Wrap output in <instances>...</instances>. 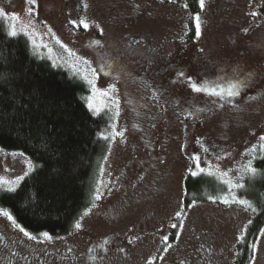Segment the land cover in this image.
I'll use <instances>...</instances> for the list:
<instances>
[{
	"label": "rangeland",
	"instance_id": "rangeland-1",
	"mask_svg": "<svg viewBox=\"0 0 264 264\" xmlns=\"http://www.w3.org/2000/svg\"><path fill=\"white\" fill-rule=\"evenodd\" d=\"M262 6L199 2L190 39L187 0H0L9 34L82 82L90 111L110 119L93 205L52 238L56 252L88 259L92 249L112 247L111 264L236 263L255 214L249 181L261 176L264 156ZM189 169L221 184V199L185 210ZM32 170L26 156L0 148V193L15 191ZM13 221L0 214V223ZM262 231L251 264H264Z\"/></svg>",
	"mask_w": 264,
	"mask_h": 264
},
{
	"label": "trees",
	"instance_id": "trees-1",
	"mask_svg": "<svg viewBox=\"0 0 264 264\" xmlns=\"http://www.w3.org/2000/svg\"><path fill=\"white\" fill-rule=\"evenodd\" d=\"M187 5L194 39L199 0H187ZM86 93L82 82L39 58L25 38L10 35L0 22V148L33 163L15 191L0 193V206L32 233L61 237L93 205L109 151L105 132L110 119L90 111ZM256 167L261 176L249 181L256 194L248 197L255 214L235 264H251V244L264 228V156ZM185 179V210L194 203L220 200L225 193L213 177L188 174Z\"/></svg>",
	"mask_w": 264,
	"mask_h": 264
},
{
	"label": "flooded vegetation",
	"instance_id": "flooded-vegetation-1",
	"mask_svg": "<svg viewBox=\"0 0 264 264\" xmlns=\"http://www.w3.org/2000/svg\"><path fill=\"white\" fill-rule=\"evenodd\" d=\"M201 79L203 83H209L208 76L205 75ZM0 210L8 213L4 209ZM21 228L32 238L25 236ZM43 233L46 232L32 233L16 223H0V264H111L114 259L112 247H96L89 253L90 258L84 259L78 252L71 256V253H66L68 250L61 246L64 253L61 255L51 247L53 236L48 233L51 237L48 239ZM181 264L188 263L182 261Z\"/></svg>",
	"mask_w": 264,
	"mask_h": 264
},
{
	"label": "snow or ice",
	"instance_id": "snow-or-ice-1",
	"mask_svg": "<svg viewBox=\"0 0 264 264\" xmlns=\"http://www.w3.org/2000/svg\"><path fill=\"white\" fill-rule=\"evenodd\" d=\"M199 2H200V7L203 8V7H204V0H199ZM26 3H27L28 5H30V6H31V5H35V4H36V0H26ZM28 11H29V13H31V12L33 11L32 7H29ZM0 15H6V13H3V10L0 9ZM253 15H255V13H253ZM196 20H197L196 34L199 35V34H200V33H199V23H198V21H199V17H196ZM86 26H87V25H85V27H86ZM11 34H12V35H15L16 33H15V31H12ZM194 88H195V86H194ZM195 90L199 92L201 89H200V88H195ZM213 94H217V93L213 92ZM260 139H261V140H264V136H261ZM13 155H15V153H13ZM21 155H23V154H21ZM190 159L193 160V161L195 162V167H196V169L199 170V172L202 173V172L205 171L204 168H201V167H200V157H199V156H197V155H193L192 157H190ZM250 165H251V161H249V170L252 171L253 173H255L256 170H255V169H252V168L250 167ZM189 171H190V174H191V175H193V176L197 175V171H193V170H191V169H189ZM239 186L242 187L243 185H239ZM214 202H215V201H214ZM222 203L228 204L229 201H228V199H224V200H222ZM241 203H243V201H241ZM182 211H183V210L181 209L180 211H177V212H176V217H177V218H180V217H181ZM0 214L7 215V218H8L10 221H13V217L11 216V214H9V213H4L2 210H0ZM13 222H14V221H13ZM176 226H177V225H175V224L172 225V227H174V228H175ZM77 227H79V225H77ZM20 230H21L22 232H24V235H25V236H29L30 239L32 238V237L29 235L28 232L24 231L22 228H21ZM261 234L264 235V231H262ZM42 235L45 236V237H47L48 239H51V237H49L48 233H43ZM254 250H255V246H254Z\"/></svg>",
	"mask_w": 264,
	"mask_h": 264
}]
</instances>
